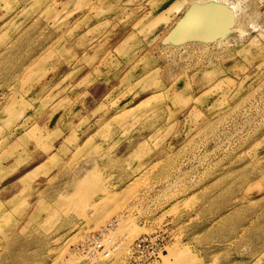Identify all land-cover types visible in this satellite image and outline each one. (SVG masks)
<instances>
[{
	"label": "rangeland",
	"instance_id": "374dc122",
	"mask_svg": "<svg viewBox=\"0 0 264 264\" xmlns=\"http://www.w3.org/2000/svg\"><path fill=\"white\" fill-rule=\"evenodd\" d=\"M194 5L229 32L171 41ZM156 231L158 264H264V0H0V264Z\"/></svg>",
	"mask_w": 264,
	"mask_h": 264
},
{
	"label": "bare ground",
	"instance_id": "6f19581e",
	"mask_svg": "<svg viewBox=\"0 0 264 264\" xmlns=\"http://www.w3.org/2000/svg\"><path fill=\"white\" fill-rule=\"evenodd\" d=\"M194 6L195 7L189 11V15L177 23L175 26L177 31H171L169 37L171 41L176 43L188 39L209 41L217 36H222L226 30L230 29L229 27L228 29L227 26L230 23V20H232L231 18H233V14H227L224 12L228 10V8H224L225 5L218 9L209 6ZM228 32L229 31H226V33ZM87 199L88 198L85 200ZM96 204L97 203L95 202L88 206L94 207ZM175 257L177 260L182 258L181 255H176Z\"/></svg>",
	"mask_w": 264,
	"mask_h": 264
},
{
	"label": "built area",
	"instance_id": "2783aa9c",
	"mask_svg": "<svg viewBox=\"0 0 264 264\" xmlns=\"http://www.w3.org/2000/svg\"><path fill=\"white\" fill-rule=\"evenodd\" d=\"M101 234L91 235L85 239L79 250L86 258H107L113 249H106L102 243ZM165 231H156L136 238L126 252L127 264H158L169 240Z\"/></svg>",
	"mask_w": 264,
	"mask_h": 264
},
{
	"label": "crops",
	"instance_id": "0c3cea01",
	"mask_svg": "<svg viewBox=\"0 0 264 264\" xmlns=\"http://www.w3.org/2000/svg\"><path fill=\"white\" fill-rule=\"evenodd\" d=\"M223 211V210H222Z\"/></svg>",
	"mask_w": 264,
	"mask_h": 264
}]
</instances>
